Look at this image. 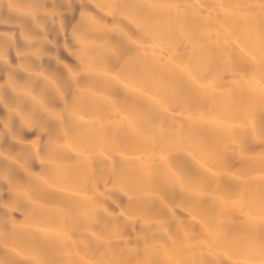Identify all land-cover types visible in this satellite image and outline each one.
<instances>
[{
    "label": "bare ground",
    "instance_id": "obj_1",
    "mask_svg": "<svg viewBox=\"0 0 264 264\" xmlns=\"http://www.w3.org/2000/svg\"><path fill=\"white\" fill-rule=\"evenodd\" d=\"M0 264H264V0H0Z\"/></svg>",
    "mask_w": 264,
    "mask_h": 264
}]
</instances>
